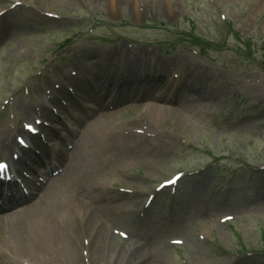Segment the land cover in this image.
Instances as JSON below:
<instances>
[{
	"label": "rangeland",
	"instance_id": "obj_1",
	"mask_svg": "<svg viewBox=\"0 0 264 264\" xmlns=\"http://www.w3.org/2000/svg\"><path fill=\"white\" fill-rule=\"evenodd\" d=\"M112 4L0 0V17H6L2 23L15 26L0 35V140L6 134L17 140L24 124L35 121L36 115L26 118L18 103L40 109L45 101V113L55 108L52 112L59 114L46 93L62 84L61 76H74L80 62L88 59L87 52L95 56L97 48L128 44L134 55L146 48L161 53L167 59H160L171 67L142 71L140 76H166L159 86L162 91L181 86V80L183 85L194 82L193 90L185 93L192 98L186 111L189 122L176 128V118L173 123L163 120L159 136H143L139 128L138 137L114 146L105 145L107 138L100 142L105 148L100 156L111 160L98 163L96 177L110 185L97 194L109 196L104 211L111 217L121 215L124 223L117 234L109 230L105 252L101 247L99 258L94 255L89 264H264V0H120L118 8ZM179 55H192L202 74L183 78L181 74H190L182 62L173 61ZM152 82L156 88L157 81ZM84 92L51 120L59 127L48 143L54 151L70 149V140L83 128L99 115L111 114ZM118 100L116 106L125 103ZM130 105L119 112V124L140 116ZM92 147L85 150L88 159ZM28 167L22 169L32 180L43 174L39 165ZM174 174L181 176L178 184L162 188ZM27 201L19 199L3 210ZM85 201L92 209L91 200ZM120 201L131 215L107 209ZM96 212L100 223L110 220ZM91 217L92 225L98 217ZM120 231L132 239H123ZM3 251L5 245L0 254Z\"/></svg>",
	"mask_w": 264,
	"mask_h": 264
},
{
	"label": "bare ground",
	"instance_id": "obj_2",
	"mask_svg": "<svg viewBox=\"0 0 264 264\" xmlns=\"http://www.w3.org/2000/svg\"><path fill=\"white\" fill-rule=\"evenodd\" d=\"M119 1L113 0L114 8H118ZM124 3L126 5L125 1ZM12 27L11 25L10 28ZM143 50L145 51H138L134 55V52L124 44L104 50L97 48L95 56L94 53L86 50L88 59L85 58L86 60L81 62L79 60V66L87 67L92 63L102 65V62L117 61L122 66V73L129 77H135L141 70L156 73L171 67V63L167 60L152 56L147 49ZM173 61L180 65L182 62L183 67L188 69L190 76L181 74L185 79L189 77L196 79L202 74V68L193 60L192 55L174 56ZM142 64L144 65L141 66ZM153 64L156 67L152 68ZM85 79L82 77L76 81L77 78L73 76L65 84L70 85L69 87H79ZM134 84L131 82L129 85ZM179 84L181 86L173 85L172 90L163 93L142 90V88L122 89L124 91L120 90L117 97L111 96L112 91L115 90L112 87H101V90L86 87L85 97L111 110V114L99 115L94 123L83 128L78 140L72 141L70 150L60 151L58 156H56L58 152L53 153L55 158L47 156L42 164L43 177L38 180H26V187L16 189L18 199H15L16 195L11 193L9 196L0 195V209L8 207L19 199H29L23 203V208L16 214H12L13 210L0 212V247L5 245L6 249L0 254V264H89L94 255H97V259L99 258L101 247L102 252H105L106 244L110 241V226H119L124 223V220L121 215L118 217L108 215L102 205L109 201V196L97 194L101 193L105 186L100 182L101 179L96 177L95 167L99 162L111 160L102 159L100 155L105 148L99 144L106 138L108 141L105 145L114 146L118 142L138 137L139 135L135 132L139 128L144 130L143 136H159L160 123L163 120L172 122V118L177 119L176 128H184L189 122L186 117L187 106L192 102V98L185 93L193 90L194 82L183 85L181 80ZM69 89L63 88L61 94L67 95ZM107 95L109 97L106 100L101 98ZM57 98L55 96L53 99ZM118 99H125V103L116 106ZM128 103L140 113V116L128 122L122 120L119 124L118 114L129 107L126 106ZM19 109L27 117L35 112L24 103L19 104ZM92 114L96 115L97 112L94 111ZM90 146L93 147L90 153L91 159H88L85 150ZM16 148L20 149L24 155L23 150L12 138L3 137L0 144L1 153L10 154ZM52 167L59 172L51 175ZM86 199H90L93 203L92 209L88 207ZM127 207L125 201H120L107 206V209L112 213L124 214L128 210ZM96 211L110 220L100 223L99 214ZM92 213L97 215L98 219L96 218L97 222L91 225ZM88 248H92L93 252L88 251ZM136 253L141 251L136 250Z\"/></svg>",
	"mask_w": 264,
	"mask_h": 264
}]
</instances>
